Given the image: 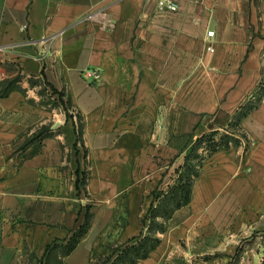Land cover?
I'll list each match as a JSON object with an SVG mask.
<instances>
[{"label": "crops", "instance_id": "0c3cea01", "mask_svg": "<svg viewBox=\"0 0 264 264\" xmlns=\"http://www.w3.org/2000/svg\"><path fill=\"white\" fill-rule=\"evenodd\" d=\"M178 3L0 0V81L22 76L0 96V264H91L152 220L159 243L135 264H264V0ZM43 73L70 117L31 85ZM213 133L229 145L201 144L176 206Z\"/></svg>", "mask_w": 264, "mask_h": 264}, {"label": "trees", "instance_id": "16d2710c", "mask_svg": "<svg viewBox=\"0 0 264 264\" xmlns=\"http://www.w3.org/2000/svg\"><path fill=\"white\" fill-rule=\"evenodd\" d=\"M42 78L39 79H31L30 83L32 86H42L43 90H40V94L42 96H48L50 95H58V101H54L52 106H58L59 104L63 105L64 110L67 113V116L70 117L68 110L71 108L69 101L64 100V92L57 90L53 85H51L43 73ZM8 80V79H6ZM3 80L0 83V96H7L12 90L18 88V83L21 81V77L10 79L8 81ZM48 95H46V94ZM49 97V96H48ZM49 101H46V105H49ZM45 133V136L50 135V133L47 130L42 131L39 135H36V137L32 140L38 139L43 136ZM77 135L78 140H81L82 137V117L78 115V129H77ZM215 133L204 136L197 140L191 154L189 157V160L185 164V170L181 176L180 183L176 186L174 190L173 195V201L175 202L176 206H180L181 204L187 203L190 200V194H191V186L194 178L198 175V171L196 168V165L192 162V160H198L200 159V156L197 153L198 148L201 146L203 142H205L212 150L217 149L221 147L222 145L228 146L229 141L224 140L221 142L215 141ZM226 138V137H225ZM224 139V138H223ZM235 141V140H234ZM236 142V141H235ZM191 158V159H190ZM86 179L87 175L86 172L83 173V178L80 184H78V188L80 189V186L85 188L86 185ZM171 213L170 209L165 208L162 211H159V215L162 216H169ZM90 212L87 211L86 213V219L84 224L79 228V230L76 232L74 237L71 239V241L67 244V246L64 247L63 254L68 255L70 254L77 243L79 242V239L87 232L89 222H90ZM153 217H156V214H153ZM164 227L162 225H159V223H155L153 220L151 221L150 226L148 227V231L146 235L138 240L136 243H133L131 245H127L124 249H114L113 253L106 257L105 262L103 264H135L137 260L141 258H145L150 250H152L158 243L159 238L155 237V231L156 230H163ZM55 247H51L49 249V254L52 252V250ZM120 251V252H119ZM117 252H119L117 254ZM117 254L115 258L113 256ZM61 264V263H58Z\"/></svg>", "mask_w": 264, "mask_h": 264}, {"label": "built area", "instance_id": "2783aa9c", "mask_svg": "<svg viewBox=\"0 0 264 264\" xmlns=\"http://www.w3.org/2000/svg\"><path fill=\"white\" fill-rule=\"evenodd\" d=\"M157 6H158V10L161 12H175L179 9V3L178 0H157ZM215 36V32L214 31H209L207 33V37L208 38H212ZM209 51H214V48L209 47L208 48ZM1 51V49H0ZM85 74L89 75V76H93L94 78H98L99 74L95 71H91L88 70L85 72Z\"/></svg>", "mask_w": 264, "mask_h": 264}, {"label": "rangeland", "instance_id": "374dc122", "mask_svg": "<svg viewBox=\"0 0 264 264\" xmlns=\"http://www.w3.org/2000/svg\"><path fill=\"white\" fill-rule=\"evenodd\" d=\"M18 77H21L22 78L21 74H18L16 76H14L13 78L12 77L11 78H8V80L15 79V78H18ZM8 80H6V81H8ZM0 83H1V81H0ZM40 90H43L42 86H40ZM46 95H48V94H46ZM45 100L47 101L48 98H45ZM114 249H120V248L119 247H116V246L110 247V250H114ZM106 257L107 256H104V255H100V257H94L93 260L91 261V264H103V262H105V260H106Z\"/></svg>", "mask_w": 264, "mask_h": 264}]
</instances>
